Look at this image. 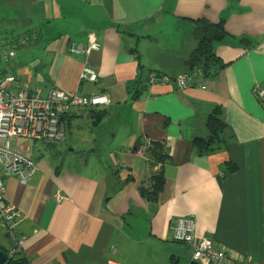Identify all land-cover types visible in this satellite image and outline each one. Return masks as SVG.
<instances>
[{"label":"crops","instance_id":"obj_1","mask_svg":"<svg viewBox=\"0 0 264 264\" xmlns=\"http://www.w3.org/2000/svg\"><path fill=\"white\" fill-rule=\"evenodd\" d=\"M198 19L223 21L226 36L213 48L223 68L185 90L149 84L151 72L185 73ZM19 24L33 26L44 84L28 74L22 82L41 97L57 88L110 103L64 117L62 143L27 141L35 172L25 185L2 176L5 201L26 216L13 235L0 233L6 257L17 248L23 264H195L171 238L175 221L191 218L194 236L235 264H264V102L253 95L264 87V0H0V28L15 37ZM91 41L97 50L69 52ZM83 64L94 82L79 81ZM136 78L143 89L130 100ZM216 107L222 144L197 156L188 140L207 135ZM150 142L169 157L155 202L137 189L150 173Z\"/></svg>","mask_w":264,"mask_h":264},{"label":"built area","instance_id":"obj_2","mask_svg":"<svg viewBox=\"0 0 264 264\" xmlns=\"http://www.w3.org/2000/svg\"><path fill=\"white\" fill-rule=\"evenodd\" d=\"M25 43L22 40L21 44ZM98 45L91 41L86 46H70L73 55H86L97 50ZM3 63L7 64L13 57V50L1 54ZM79 81L94 82L95 73L83 64L78 73ZM149 84L162 85L173 83L178 90L201 85L204 78L200 73L185 72L171 78L167 75L150 73ZM201 88H205L201 86ZM253 95L259 102H264V87L255 85ZM110 103L106 96L78 97L66 95L57 88L48 91L41 97L38 91L30 85L13 76L0 74V233L5 230L13 235L15 229L25 220L26 216L18 208L7 203L4 197L2 176L15 177L21 185H25L35 172V163L27 156L29 146L27 141H45L49 143L62 142L65 139L64 117L74 115L87 108H96ZM18 138L26 142L17 144ZM10 139H15L12 145ZM63 200L61 194L56 196ZM173 241L185 244L191 253L195 264H235L223 249H218L206 238L194 236V222L191 218H178L171 228ZM18 241V247L22 243ZM15 251H18L16 248ZM9 258L14 257V253ZM106 264H114L107 262Z\"/></svg>","mask_w":264,"mask_h":264},{"label":"trees","instance_id":"obj_3","mask_svg":"<svg viewBox=\"0 0 264 264\" xmlns=\"http://www.w3.org/2000/svg\"><path fill=\"white\" fill-rule=\"evenodd\" d=\"M225 36L223 21L215 24L205 19L193 21L191 38L195 41V47L184 61L185 72L196 71L204 79L210 78L218 73L224 64L216 57L213 48ZM141 83L142 81L136 78L131 86H129L130 100H136L139 97L143 89L140 86ZM95 115L97 118H102L104 112L99 111ZM205 128L207 135L204 138L191 137L188 140L189 147L196 151L197 156H204L216 152L219 149L218 145L222 144L220 135L225 128V123L221 118L219 107L214 108L207 116ZM143 155L150 173L146 180L138 184L137 189L141 197L155 202L158 194L163 190L165 182L164 166L169 162V157L165 152L163 144L159 142L148 143L143 150ZM127 181H132V179L128 178ZM3 264H23V257L19 251H15L14 257L9 258L7 256Z\"/></svg>","mask_w":264,"mask_h":264},{"label":"rangeland","instance_id":"obj_4","mask_svg":"<svg viewBox=\"0 0 264 264\" xmlns=\"http://www.w3.org/2000/svg\"><path fill=\"white\" fill-rule=\"evenodd\" d=\"M13 28L16 30L19 29L17 31V34H14L16 35L15 37H13V35L5 33L4 28H0V74L2 76H13L14 78H17V80H24L22 74H28L35 81L44 84L42 81L43 70L40 66L41 59L36 53L31 52L36 49V47L33 45L34 41L31 39L30 35L33 26L30 24H19L13 26ZM22 40H24L25 43L21 44ZM31 44L32 46H30ZM8 50H13V57L9 59L7 64H4L1 54ZM42 96L45 97L46 95ZM14 142L15 139H10V143H12V145L14 144ZM24 142H26V140L18 138L16 143L19 145ZM35 144L39 143L36 142ZM30 145L33 146L34 143L30 141Z\"/></svg>","mask_w":264,"mask_h":264},{"label":"water","instance_id":"obj_5","mask_svg":"<svg viewBox=\"0 0 264 264\" xmlns=\"http://www.w3.org/2000/svg\"><path fill=\"white\" fill-rule=\"evenodd\" d=\"M139 148H140V146H139V143H138V138H135L134 142H133V145H132V150L139 151ZM5 257L6 256H5L4 252L2 250H0V264L4 263V261L6 259Z\"/></svg>","mask_w":264,"mask_h":264}]
</instances>
